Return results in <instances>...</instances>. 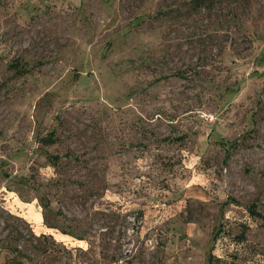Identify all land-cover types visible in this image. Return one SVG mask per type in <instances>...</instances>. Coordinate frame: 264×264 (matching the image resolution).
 Returning <instances> with one entry per match:
<instances>
[{
    "label": "rangeland",
    "instance_id": "1",
    "mask_svg": "<svg viewBox=\"0 0 264 264\" xmlns=\"http://www.w3.org/2000/svg\"><path fill=\"white\" fill-rule=\"evenodd\" d=\"M0 264H264V0H0Z\"/></svg>",
    "mask_w": 264,
    "mask_h": 264
},
{
    "label": "trees",
    "instance_id": "2",
    "mask_svg": "<svg viewBox=\"0 0 264 264\" xmlns=\"http://www.w3.org/2000/svg\"><path fill=\"white\" fill-rule=\"evenodd\" d=\"M251 212H252L253 214H255V215H260V213H259L258 211H256L255 206H253V207L251 208Z\"/></svg>",
    "mask_w": 264,
    "mask_h": 264
}]
</instances>
